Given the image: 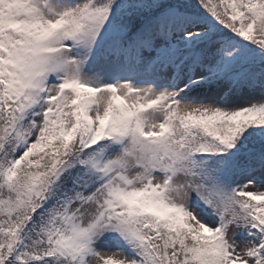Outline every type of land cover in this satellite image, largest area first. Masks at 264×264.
Wrapping results in <instances>:
<instances>
[{
    "label": "snow or ice",
    "instance_id": "6c2138e0",
    "mask_svg": "<svg viewBox=\"0 0 264 264\" xmlns=\"http://www.w3.org/2000/svg\"><path fill=\"white\" fill-rule=\"evenodd\" d=\"M0 264H264V0H0Z\"/></svg>",
    "mask_w": 264,
    "mask_h": 264
}]
</instances>
